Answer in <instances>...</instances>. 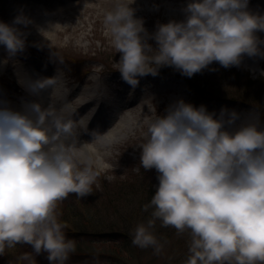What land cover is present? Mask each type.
<instances>
[{"label": "clouds", "instance_id": "obj_1", "mask_svg": "<svg viewBox=\"0 0 264 264\" xmlns=\"http://www.w3.org/2000/svg\"><path fill=\"white\" fill-rule=\"evenodd\" d=\"M159 9L152 5V11ZM139 11L137 0H115L103 18L119 53L120 80L130 89L165 68L192 78L264 60V10L251 0H181L175 10L180 18L157 21L151 31ZM34 27L41 30L23 7L10 21L0 20V48L7 57L26 51ZM259 72L264 76V69ZM55 83L37 74L18 104L0 88V257L18 245L31 248L15 264H33L41 255L48 264H67L77 247L57 206L70 194L92 195L100 176L93 157L77 149L78 122L70 106L57 109L39 99ZM163 112L149 123L139 146L140 166L155 171L156 184L142 209L146 220L130 230L132 245L160 256L167 240L156 235L159 223L177 236L187 234L183 264H264L259 118L228 106L209 110L184 98L173 99ZM88 134L101 146L111 143L96 130Z\"/></svg>", "mask_w": 264, "mask_h": 264}, {"label": "rangeland", "instance_id": "obj_2", "mask_svg": "<svg viewBox=\"0 0 264 264\" xmlns=\"http://www.w3.org/2000/svg\"><path fill=\"white\" fill-rule=\"evenodd\" d=\"M114 2L115 0H71L59 4L54 0H0V20L10 21L15 10L24 4L26 12L41 26L40 31L35 27L31 29L28 47L23 54L9 58L0 48V62L4 66L0 70V88L6 90L11 100L18 104L21 97V89H16L15 84H11L17 77L15 73L20 72L13 66L25 61H36L37 65L46 69L45 72L49 75H45L47 78L64 82V86L54 85L45 92L47 101L52 106L61 108L69 103L67 100L60 104L53 103L49 96L61 91L79 97L88 83L94 84L101 80L105 86L100 95L104 101L114 106L111 111L114 110L121 118L127 116L126 121L130 119L136 127L110 147L90 141L88 129L85 132L80 129L81 133H78V151L93 157L100 176L92 186V195L78 199L75 194H70L66 200L59 202L57 211L60 214L59 220L68 225L65 229L67 238L86 247H98L109 242L111 237H106L109 236L106 232H114L111 227H122L129 234L136 224L146 220L148 214L142 209L149 202L145 191H140L138 185L141 184L144 190L152 185L154 190L156 180L155 171H145L139 163V146L147 138L148 127L143 125H149L157 116L163 115L164 108L173 99L184 98L193 104L205 100L207 102L202 104L210 103L212 106L223 103L222 106L235 108L244 117H258L264 126V116L261 114H264V76L259 72V69H264V60L258 64L246 61L247 65L241 68H220L216 72L206 70L192 78L165 68L155 78L160 86L148 91L151 96L133 105L130 98L125 97L122 103L126 107L120 105L117 99L120 90L122 96L131 92L128 85L117 82L120 79L119 53L112 47L111 37L105 34L103 25L104 14L112 9ZM180 3L181 0H137V5L141 8L137 15L145 19V26L151 31L157 21L167 22L173 17L180 18L175 11ZM251 3L254 8L259 6L264 10V0H251ZM153 4L160 5L159 11L151 10ZM28 69L31 70L30 67ZM37 72L34 73L39 74ZM165 75L173 82L169 83ZM150 77L142 80H150ZM185 78L196 84V87L191 86ZM167 83L174 84L177 89L168 90ZM107 107L109 106H103V117L111 113ZM74 120L78 121L76 118ZM103 132L104 128L98 133ZM107 177H111V180ZM157 224L156 235L167 240L163 252L156 256L151 248L142 250L137 247L135 258L129 261L131 264H183L187 256V234L177 236L175 229L162 228ZM102 233L105 234L100 235ZM99 236L102 237L98 238ZM110 246L112 244H108L106 249ZM23 252H31V248L18 245L6 256L0 257V264H15V257ZM85 262L81 258H70L67 264H87ZM33 264H48V261L41 255L34 259Z\"/></svg>", "mask_w": 264, "mask_h": 264}, {"label": "bare ground", "instance_id": "obj_3", "mask_svg": "<svg viewBox=\"0 0 264 264\" xmlns=\"http://www.w3.org/2000/svg\"><path fill=\"white\" fill-rule=\"evenodd\" d=\"M20 6L24 7V4ZM13 67L16 69L18 68V70L20 71L19 74H17V72L15 73L17 77H15L16 79L13 80V83L16 85L17 88L22 90L21 95H24V96H26V93L24 92L23 88L24 86H26L29 79L35 78L37 74L34 72L38 71L37 73L42 74L43 76L48 74L47 72H45L46 69L44 70L42 68L43 66L37 65L36 61L30 62V66H28L27 62H25L23 64L15 65ZM28 67H30L31 70L28 69ZM3 69H4V66L0 62V70L2 71ZM150 78H151L150 80H141L139 87L136 88L135 90L129 89V91L131 92L130 94L127 93V95L122 96V92H120V94H118L117 96L118 102L121 103L120 105L126 107V104L122 103L123 101L122 99L125 97H126L125 99L130 98L131 105H133L135 104V102L138 103L139 100L147 99L149 96H151L152 94L149 93L148 91L159 87L160 83L159 81L155 80V78L153 77H150ZM166 78L169 79L168 80L169 83L170 81L173 82L170 77H166ZM117 82H119L121 85L122 84L127 85V84H124L120 79ZM169 83H167V89L169 87L168 90L177 89V86H175L174 84H169ZM57 85L58 87L64 86V82L60 80H56L55 86L57 87ZM104 86L105 84L100 80V81H96L94 84L88 83V86L84 88V90L82 91L83 93L79 97L78 96L73 97L69 93H65V92L61 93L60 91V93H55V95L49 96V99H51V102L53 103L56 102L59 104L63 102L64 100L68 101L69 104L66 106H70V109L72 110V118L73 119L76 118L78 120L77 121L78 122L77 133H81L80 129H84V132H85L86 129L91 128V126L93 125L92 122H95L96 119L100 118V115H101L100 111H102L103 106H104V98L100 95V91L103 89ZM137 96H139L138 99H136ZM28 98L31 99V97H28ZM39 99L45 106L49 105L47 104L49 103V101H47L48 99L45 96V92L42 94V96ZM200 104H195V105H200ZM205 105L208 106L209 110H213V109H219L224 104L222 103L221 105L216 104L212 106V104L210 103L208 104L205 103ZM226 105H229V104L226 103ZM55 108L59 109V106ZM261 114L264 116L262 112ZM126 118L127 116L124 118H121V116L119 115L112 117L111 115H108V114L105 117L106 125L104 127V132L101 135H104L107 138V140L111 142L110 145L107 147L115 145L123 136L127 134L128 131L136 129L135 125L131 121H129L130 119L129 120L127 119L126 121ZM143 126L148 127V125H143ZM90 141H93V140L90 139ZM100 148L102 147H99V149Z\"/></svg>", "mask_w": 264, "mask_h": 264}, {"label": "trees", "instance_id": "obj_4", "mask_svg": "<svg viewBox=\"0 0 264 264\" xmlns=\"http://www.w3.org/2000/svg\"><path fill=\"white\" fill-rule=\"evenodd\" d=\"M191 86L196 87V84L192 83L191 80L185 78ZM198 89V88H197ZM264 110V109H262ZM152 185L145 189L142 187L141 184L138 185V188L140 191L144 192L146 197L148 198V202L150 203V200L152 196L154 195V190L152 189ZM158 225V224H157ZM112 230L114 232H106V237H111L108 244H112V247L110 246L109 249H106L107 243L102 244L101 246L95 247V246H82L81 243H76V247L78 251L75 255H70V258L72 259H78L81 258L83 261L85 260L87 264L90 262L92 264H95L94 257H98L100 264H131L129 261L135 258V254L137 253V247L133 246L131 243V238L128 233L125 232V229L122 227L115 229L114 227ZM78 230V229H77ZM80 230V229H79ZM159 230V229H158ZM157 233V232H156ZM105 233H102L100 235H104ZM102 237V236H101ZM100 236L98 238H101ZM106 241V240H105Z\"/></svg>", "mask_w": 264, "mask_h": 264}]
</instances>
